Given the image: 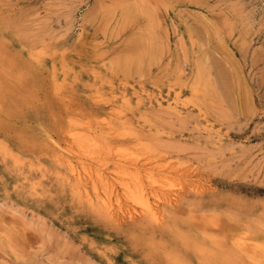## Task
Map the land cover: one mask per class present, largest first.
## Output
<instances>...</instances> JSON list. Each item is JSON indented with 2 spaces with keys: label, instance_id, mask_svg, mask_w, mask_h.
Returning a JSON list of instances; mask_svg holds the SVG:
<instances>
[{
  "label": "rangeland",
  "instance_id": "obj_1",
  "mask_svg": "<svg viewBox=\"0 0 264 264\" xmlns=\"http://www.w3.org/2000/svg\"><path fill=\"white\" fill-rule=\"evenodd\" d=\"M0 264H264V0H0Z\"/></svg>",
  "mask_w": 264,
  "mask_h": 264
},
{
  "label": "bare ground",
  "instance_id": "obj_2",
  "mask_svg": "<svg viewBox=\"0 0 264 264\" xmlns=\"http://www.w3.org/2000/svg\"><path fill=\"white\" fill-rule=\"evenodd\" d=\"M138 58V57H137ZM74 136V135H73ZM75 137V136H74ZM119 139V138H118ZM99 149V148H98ZM97 154V153H96ZM116 155V154H115ZM118 155V154H117ZM120 156V155H119ZM123 157V156H122ZM89 158V157H88ZM121 159V158H120ZM79 160H81V158L79 159ZM94 160V159H93ZM99 162H101V161H99ZM118 162V161H117ZM119 163V162H118ZM117 163V164H118ZM119 165V164H118ZM123 166V165H122ZM124 168V167H123ZM137 169V168H136ZM97 170V169H96ZM124 172H125V169L123 170ZM126 171H128V175H130V177H127V179L129 180V178H132V179H135V178H133V177H135L134 175H132L131 174V172L133 171H131L130 172V170H126ZM136 171V170H135ZM138 171V170H137ZM137 171L135 172V174H137V177H138V175H139V173H137ZM142 171V170H141ZM90 172V171H89ZM121 173V174H125L126 175V172L125 173ZM134 173V172H133ZM163 173V172H162ZM128 175H126V176H128ZM133 176V177H132ZM99 178V177H98ZM116 178V177H115ZM125 178V177H124ZM100 179V178H99ZM109 179V178H108ZM138 179V178H137ZM147 179V178H146ZM122 180V179H121ZM120 180V181H121ZM139 180V179H138ZM123 181V180H122ZM126 181V180H125ZM125 181H123L124 182V187L126 188V190H125V195H126V197L127 198H130V199H132V201H134V202H138L139 203V205L141 204H145V206H146V208H145V206H144V209H146V212H148V213H151V215H153V216H155L156 215V211H158L159 212V210H156V209H154L153 207H154V205H153V207L150 205V201H149V198H148V190L149 189H152L151 191H154L157 187H148L147 189L142 185V183H141V180H139V181H136V182H134V180H133V185H131L130 186V184L131 183H128V182H125ZM132 181V180H131ZM130 181V182H131ZM107 182V181H106ZM102 183H104L105 185H107L105 182H103L102 181ZM152 183H155V182H152ZM152 183L150 184V186H153L152 185ZM103 184V185H104ZM121 184V183H120ZM126 184V185H125ZM128 184V185H127ZM104 185V186H105ZM114 186V185H113ZM117 186V185H116ZM115 188H117V187H115ZM159 188V187H158ZM108 190V189H107ZM122 190H123V188H122ZM158 191V190H157ZM161 191V190H160ZM156 192V191H155ZM161 192H163V196H165V197H167L168 198V194L169 193H171V192H169L168 193V191L166 192V193H164V191H161ZM149 193H152V192H149ZM110 194V193H109ZM118 195V194H117ZM154 195V194H153ZM162 196V197H163ZM150 197V196H149ZM173 198V197H172ZM169 199H170V197H169ZM168 199V200H169ZM172 200V199H171ZM170 200V201H171ZM119 201H121V200H119ZM104 202V201H103ZM154 202V201H153ZM152 202V203H153ZM131 203V202H130ZM148 203H149V205H148ZM156 203V202H155ZM104 204V203H103ZM137 204V203H136ZM140 205V206H141ZM110 206V205H109ZM158 206V205H157ZM109 208H111V206L109 207ZM113 208H111L110 210H112ZM136 209V208H135ZM135 209H133V210H135ZM110 210H109V212H110ZM115 210V209H114ZM156 210V211H155ZM114 212V211H113ZM126 212V211H125ZM111 213V212H110ZM118 213V212H117ZM116 212L115 213H112L113 215V218H115V216H119L120 214H122V213H120L119 215L117 214ZM138 213V212H137ZM140 213H142V212H140V210H139V214ZM134 214V213H133ZM139 214H137V215H139ZM124 215V214H123ZM129 215H132L131 213L129 214ZM141 215V214H140ZM144 215V214H143ZM158 215V214H157ZM125 216V215H124ZM123 216V217H124ZM134 216V215H133ZM133 216H131L132 218H133ZM129 218H130V216H128ZM127 217V218H128ZM135 217V216H134ZM140 217H142V216H140ZM144 217V216H143ZM149 217V216H148ZM161 218L163 217L162 215L160 216ZM145 218V217H144ZM158 218V217H157ZM157 218H156V221H157ZM164 218V217H163ZM163 218H162V220H163ZM134 219V218H133ZM146 219V218H145ZM118 220V219H117ZM122 220V219H121ZM159 220V219H158ZM160 221V222H163V221ZM118 221H120V220H118ZM123 221H125V220H123ZM122 222V221H121ZM153 222V221H152ZM159 222V223H160ZM227 231V230H226ZM233 248V247H232ZM232 248H230V249H232ZM237 251V250H236ZM220 252V251H219ZM227 253V252H226ZM229 253V252H228ZM240 253V252H239ZM221 254H223L222 252H221ZM227 255V254H226ZM231 255H233V254H231ZM215 256H218L217 254L215 255ZM234 256V255H233ZM238 256V255H237ZM224 258V257H223ZM226 258V257H225ZM233 258V257H232ZM231 258V259H232ZM235 258V257H234ZM227 259H228V257H227ZM233 260H235V259H233ZM237 260V259H236ZM226 262H230V261H226Z\"/></svg>",
  "mask_w": 264,
  "mask_h": 264
}]
</instances>
